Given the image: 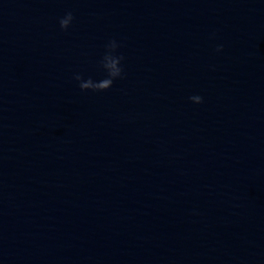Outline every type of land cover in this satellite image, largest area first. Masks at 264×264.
Segmentation results:
<instances>
[{
	"label": "water",
	"instance_id": "95a60500",
	"mask_svg": "<svg viewBox=\"0 0 264 264\" xmlns=\"http://www.w3.org/2000/svg\"><path fill=\"white\" fill-rule=\"evenodd\" d=\"M0 264H264V0H0Z\"/></svg>",
	"mask_w": 264,
	"mask_h": 264
},
{
	"label": "clouds",
	"instance_id": "9594fccd",
	"mask_svg": "<svg viewBox=\"0 0 264 264\" xmlns=\"http://www.w3.org/2000/svg\"><path fill=\"white\" fill-rule=\"evenodd\" d=\"M74 16L71 11H67L65 15L59 18V26L62 30H66L71 22L73 21ZM119 47L116 40H110L105 45V52L103 53L101 59L99 60V66L104 71L105 75L99 80H93L91 77L87 79L82 78L80 73H75L73 79L78 81V87L84 90L92 91H103L110 88L113 84V81L117 78H122L123 76V67L121 61L124 59L122 54L117 53V48ZM222 45H217L216 51H220ZM189 100L194 103H202L203 98L199 95H192L189 97Z\"/></svg>",
	"mask_w": 264,
	"mask_h": 264
}]
</instances>
